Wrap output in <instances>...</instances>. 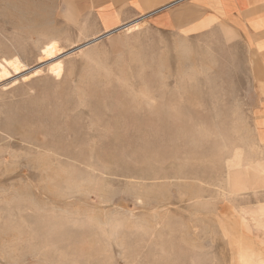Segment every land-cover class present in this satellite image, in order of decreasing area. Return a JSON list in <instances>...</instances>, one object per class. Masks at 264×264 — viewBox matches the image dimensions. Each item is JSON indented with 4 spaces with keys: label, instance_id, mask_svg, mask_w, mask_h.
<instances>
[{
    "label": "rangeland",
    "instance_id": "rangeland-1",
    "mask_svg": "<svg viewBox=\"0 0 264 264\" xmlns=\"http://www.w3.org/2000/svg\"><path fill=\"white\" fill-rule=\"evenodd\" d=\"M98 2L0 0V264H264L257 57L185 0Z\"/></svg>",
    "mask_w": 264,
    "mask_h": 264
},
{
    "label": "crops",
    "instance_id": "crops-1",
    "mask_svg": "<svg viewBox=\"0 0 264 264\" xmlns=\"http://www.w3.org/2000/svg\"><path fill=\"white\" fill-rule=\"evenodd\" d=\"M177 1L179 0H97L102 7L105 6L104 12L114 11L115 8L118 19L159 10L171 4L175 5ZM185 1L199 13L200 18L227 19L238 29L239 36L245 40L259 61L262 72L261 82L264 85V0ZM260 111L264 114V96Z\"/></svg>",
    "mask_w": 264,
    "mask_h": 264
},
{
    "label": "bare ground",
    "instance_id": "bare-ground-1",
    "mask_svg": "<svg viewBox=\"0 0 264 264\" xmlns=\"http://www.w3.org/2000/svg\"><path fill=\"white\" fill-rule=\"evenodd\" d=\"M180 2H183V0L179 1V2H176L177 4L180 3ZM175 3V4H176ZM174 5V4H173ZM171 6V5H170ZM166 8V7H165ZM137 26V24H135L134 22H132L131 24L127 25L126 27H128L127 29H132L133 27ZM125 27V26H124ZM136 28V27H135ZM44 53H46L47 55H51V54H54L55 52L58 51V45L56 43V41L52 40V42H50V44H48L44 49ZM6 64H8V66H11V67H14V68H20L21 66V61L19 59H15L14 61L11 60V62L9 61H4ZM1 63V62H0ZM4 64V63H3ZM2 63L0 64V73L1 72H5L6 71V66L3 65ZM57 65V64H56ZM10 67V68H11ZM54 69V67H53ZM8 70V69H7ZM56 71L60 72L61 71V65L60 63L56 66ZM7 72V71H6ZM2 74V73H1ZM240 160V158H239ZM238 160V161H239ZM234 161V160H233ZM239 164V163H238ZM254 167V166H253ZM260 168V167H259ZM248 171H252V173L254 172V170L256 171L255 168H251V167H248L247 169ZM239 171V170H238ZM259 171V170H258ZM244 172V171H243ZM242 172H239V174H241ZM238 174V173H237ZM236 174V176H237ZM250 174V173H249ZM235 175V174H234ZM257 175V174H256ZM263 171H260L259 172V176H263ZM264 177V176H263ZM234 190V189H233ZM258 223V222H257ZM242 263L241 264H249L247 263L246 261L242 260L241 261Z\"/></svg>",
    "mask_w": 264,
    "mask_h": 264
}]
</instances>
